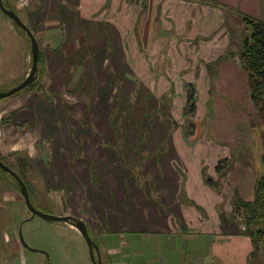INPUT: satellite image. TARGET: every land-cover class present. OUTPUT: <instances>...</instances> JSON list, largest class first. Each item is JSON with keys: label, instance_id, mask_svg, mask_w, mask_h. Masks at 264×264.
<instances>
[{"label": "crops", "instance_id": "obj_1", "mask_svg": "<svg viewBox=\"0 0 264 264\" xmlns=\"http://www.w3.org/2000/svg\"><path fill=\"white\" fill-rule=\"evenodd\" d=\"M21 4L18 12L44 56L47 94L26 89L0 102V154L22 152L33 160L47 190H60L62 207L67 200L68 209H77L67 212L85 219L102 264H264V243L257 246L243 233L234 212L237 200L253 198L257 176L230 146L240 120L247 125L259 110L239 57L250 34L243 14L264 18V0ZM3 30L8 34L0 38L8 42L11 35L13 45L16 28ZM8 48L0 46V87L22 79L31 62L25 55L17 68ZM189 85L196 96L202 92L203 101V111L196 102L188 116L191 126L215 119L222 130L175 129L177 117L188 125ZM241 141L242 135L235 145ZM146 152L153 156L139 169L150 179L139 184L133 168ZM139 187L157 192L163 207L142 198L148 204L140 208ZM16 190L0 175V210L6 212L0 264H39L19 236L18 221L31 213L22 195L26 211L16 215ZM186 197L197 207L185 204ZM148 236L151 245L144 244Z\"/></svg>", "mask_w": 264, "mask_h": 264}, {"label": "rangeland", "instance_id": "obj_2", "mask_svg": "<svg viewBox=\"0 0 264 264\" xmlns=\"http://www.w3.org/2000/svg\"><path fill=\"white\" fill-rule=\"evenodd\" d=\"M9 1L12 3L14 8L17 11L20 10V13L22 14L21 8H17L16 4H19L21 7L22 5L21 3H23L24 0H9ZM9 25L10 26L13 25L17 30L15 32L16 34L15 42L12 45V36L10 35L8 38V42L2 41V39L0 38V46H2V44L4 43L6 47H9L8 48L9 50H12L11 54H14L15 64L18 68V66L21 63V60L25 58V55L28 61L31 60V55L29 57L28 54L29 50L27 47L29 46L30 48V39L26 35V33L22 29H20L14 23V21L11 18H9L7 15H5L0 9V27L4 29L5 27H9ZM3 31L4 32L0 35L8 34L6 30ZM19 33L23 34V36L28 40V44L24 42L22 36ZM20 42L23 43L22 47ZM30 54H31V49H30ZM239 61H240V57H239ZM26 66L27 69H25L24 77H26L27 74L30 72L31 62L26 64ZM39 67H40L38 71L39 81L35 85H37L38 83H40V85L43 84L45 89L44 82L47 81L46 71L44 70L43 64L41 65L39 64ZM20 80L16 79V82L14 81V83H12L11 85L1 86L0 90H4L5 88L6 89L10 88L15 84H17V82H19ZM130 92L131 95H134L136 93V91H130ZM196 94L197 91H195V102L199 104V106L202 108L203 111L202 92H200L198 96H196ZM15 95L17 94L1 98L0 102L8 101L12 99ZM116 96L117 97H115V100L117 101V104H119L118 101L120 100V96H121L120 89L117 90ZM241 98L242 100H244L243 102H241V105H243L249 112H251V108L248 104V99L244 97ZM196 108H197V104H196ZM187 109L188 108L186 106L185 114L187 115L188 125L186 126V123L183 122L180 117H177V121H175L174 123L176 127L173 126V128L175 127V129L183 130V131L187 130L188 132H192L193 130L196 129L211 130L218 128L222 130L223 123L216 122L215 119H213L214 121L213 122L205 118L202 122H195L196 125L191 126L193 124V121L191 119H188V116H193L196 110L193 114H191L187 112ZM208 109H210V106L208 107ZM196 116H197V120L203 119V115L201 113L199 115L196 114ZM148 125L149 123H146V126ZM238 125L239 128L236 126L237 133H236L235 142L230 146L232 148V151L234 152L235 158H237L238 161L247 162L248 164H250L252 171L250 175L257 176L256 178H258L264 172V164L262 162V154L264 151V117L262 116L261 112L257 110V108H255V115L251 116L250 120L247 122V125H245L244 120H240ZM241 135H242V141L239 144L235 145V143L238 141V138ZM217 138L219 142H222L224 140L223 137H217ZM159 154L160 151L159 149H157L154 155H159ZM126 155L130 156L129 154ZM27 156H28L27 154L22 152H17V153L13 152L10 153L9 155H3L2 157L6 160V162L12 164V166L20 174L24 176L26 182L29 185L33 202L35 205L38 206L37 208L45 212L56 215H60V214L67 215L69 214L67 210L77 211L75 207L72 210L68 209L69 203L67 202V200H64V204H63L64 207H62L61 198L58 196L60 190H53V188H50L49 191L47 190L44 184V180L41 176L40 169L37 168L33 163V160L31 162V159H29V157ZM144 156L145 158L139 160L140 166L133 168L134 169L133 178L135 179L134 181H139V184L140 183L142 184L143 182L142 179L144 180L150 179L149 172H145V170L142 171L139 168L142 166V162L147 161L153 155L152 153L146 152L144 153ZM125 161L128 162V160ZM0 175H3L7 179H10L18 189V186L11 175H9L7 172H4L2 169H0ZM144 188L145 187L138 188V190L141 192V201L138 203L139 207L142 208L143 207L142 204H148L147 202L142 203V198L149 199V201L152 204H154L155 207L158 206L163 207V205H160V203H164L161 196L154 191L145 192L146 190L144 191L143 190ZM148 188H150V186H148ZM18 190H16L18 196L15 199V208H14L16 215H18L22 211V209L26 211V205L24 199L22 197V194ZM174 193H176L175 190L173 191L172 194ZM182 195L183 194H181V198L183 197ZM163 198L167 200V197L163 196ZM183 202L185 204H190L193 207H197L195 202L187 197ZM2 204H4V202H0V205ZM83 212L85 211L82 208H79V213H83ZM5 213L6 212L0 210V227L3 224H5V220L3 218V216H5ZM30 213H31V217L24 219V221H18V223L20 224L19 236L22 242L25 241V243L30 247V248L27 247L28 255H35L36 257H38V259H40L38 260V262L40 261L39 264H93L90 258L88 243L86 242L85 238L78 229H76L71 224L64 223L63 221L48 220L37 214H33L32 212H29V215ZM239 214L235 215L237 218L235 217L234 218L239 224V227L243 230L245 229L244 219H243V215L241 214V216H239ZM13 216L14 213H11L10 219H12ZM243 233H247V232L243 231ZM93 237L95 236L93 235ZM148 238L149 241L146 240L144 241L145 245L152 244L151 242L152 236H148Z\"/></svg>", "mask_w": 264, "mask_h": 264}, {"label": "trees", "instance_id": "obj_3", "mask_svg": "<svg viewBox=\"0 0 264 264\" xmlns=\"http://www.w3.org/2000/svg\"><path fill=\"white\" fill-rule=\"evenodd\" d=\"M5 2L7 5L13 6L9 0H5ZM243 19L246 26L250 28V34L245 36L244 39L242 40L240 62L242 67L247 73L252 100L254 101L255 105L258 107L259 111L264 117V18L256 19L251 15L243 14ZM43 61H44V56L42 51L40 50L38 71L40 69L39 64L40 65L44 64ZM38 71L36 73L35 79L29 85H27L25 88L21 89L20 91L14 94H17L26 89H32L35 86L36 89H40V91L46 94L43 84L40 85V83H38L37 85H35L39 81ZM187 108H188L187 112L191 114H193L196 110L195 89L193 88L192 85H189L188 87ZM0 158L4 162H6V160L2 156H0ZM221 161L222 160H219L217 164L218 168H220L219 163H221ZM262 162L264 164V151L262 154ZM6 163L9 164L8 162ZM9 165L12 168H14L12 164ZM20 175L24 178L22 174ZM207 181L211 183L212 179L209 178ZM28 189H29V185H28ZM30 196L31 199L33 200L31 192H30ZM234 212L235 215H238L239 213H240L239 216H241V214L243 215L245 229L242 231L249 233L253 237L255 244L260 245L261 243H264V172L256 180L255 192L253 198L252 199L240 198L239 200H237L235 202ZM256 250H258V247Z\"/></svg>", "mask_w": 264, "mask_h": 264}, {"label": "water", "instance_id": "obj_4", "mask_svg": "<svg viewBox=\"0 0 264 264\" xmlns=\"http://www.w3.org/2000/svg\"><path fill=\"white\" fill-rule=\"evenodd\" d=\"M0 9L5 15H7L9 18H11L14 21V23H16V25L20 29H22L26 33V35L30 39V49H31V69H30V72L27 74L26 77H24L22 80L17 82V84H15L14 86L7 88V89L5 88L4 90H0V98H4V97L10 96V95L20 91L21 89L25 88L27 85H29L35 79L36 73L38 71L40 48H39L38 41H37L35 34L33 33L32 29L21 18L19 12L13 6L7 5L5 0H0ZM0 169L7 172L9 175H11L14 178L15 182L18 184L19 190H20L21 194L23 195L25 202H26V205H27L28 209L30 210V212H32L33 214H37V215H39L45 219H48V220L63 221L64 223H68V224L73 225L76 229H78L80 231V233L83 235L86 242L88 243L89 253H90V258L92 260V263L93 264H102L101 250H100L99 243L97 242L95 237H93L91 231L89 230L87 223L83 219H81L75 215H71V214L56 215V214L45 212V211L37 208V206L34 204L33 200L31 199L30 192L28 189V185H27L25 179L19 174V172L17 170H15L14 168H12L9 164L4 162L1 158H0ZM22 243L24 246L29 247L25 243V241ZM256 245L259 246V244H256Z\"/></svg>", "mask_w": 264, "mask_h": 264}]
</instances>
